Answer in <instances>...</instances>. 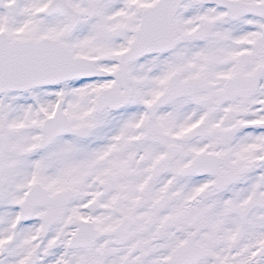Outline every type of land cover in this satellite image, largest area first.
<instances>
[{
	"label": "snow or ice",
	"instance_id": "6c2138e0",
	"mask_svg": "<svg viewBox=\"0 0 264 264\" xmlns=\"http://www.w3.org/2000/svg\"><path fill=\"white\" fill-rule=\"evenodd\" d=\"M0 264H264V0H0Z\"/></svg>",
	"mask_w": 264,
	"mask_h": 264
}]
</instances>
